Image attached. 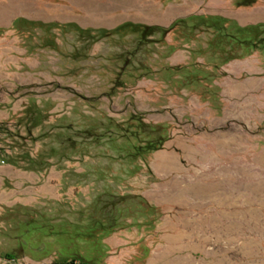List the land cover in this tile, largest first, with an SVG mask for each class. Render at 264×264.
Instances as JSON below:
<instances>
[{
	"label": "rangeland",
	"instance_id": "rangeland-1",
	"mask_svg": "<svg viewBox=\"0 0 264 264\" xmlns=\"http://www.w3.org/2000/svg\"><path fill=\"white\" fill-rule=\"evenodd\" d=\"M191 15L264 25V0H0V264H63L55 236L21 249L19 224L84 223L108 190L159 214L127 217L103 264H264V46L199 18L97 33ZM155 126L146 160L97 139Z\"/></svg>",
	"mask_w": 264,
	"mask_h": 264
},
{
	"label": "trees",
	"instance_id": "trees-1",
	"mask_svg": "<svg viewBox=\"0 0 264 264\" xmlns=\"http://www.w3.org/2000/svg\"><path fill=\"white\" fill-rule=\"evenodd\" d=\"M199 18L200 20H207L208 24L215 29L218 43L225 44L233 49L235 46L250 50L252 47L264 46V25L254 24L248 26H227V20L221 17H212L205 19L202 16L191 15L184 19L174 21L169 28H162L158 26H148L144 24H136L132 22H125L112 30L99 29L97 31L100 35H108L110 33L121 32H135L140 33L141 37L151 32L170 30L174 26L183 22L188 24L190 20ZM84 32L90 29H83ZM215 46H220L214 44ZM224 47V46H223ZM220 47H214L215 52H220ZM223 56V53H221ZM231 55L225 60H228ZM112 128V126H109ZM141 130V127H139ZM157 127H152V133H157V138H147L141 140L140 130L133 131L134 133H125L122 138L124 141L119 142L116 136L109 134L108 137L97 138L98 141L107 142L113 152L116 154L115 158L125 161H135L137 158L146 160L154 151L158 150L166 140L164 129L157 131ZM93 127L90 126L86 132H91ZM93 135L88 138H92ZM132 138L136 142L132 141ZM103 171V170H101ZM105 198L111 202L110 209L107 210V205L102 204L99 199H96L90 208H88V215L86 222H71L64 221V223H53L46 219L47 223H42L39 226H33L31 221H24L19 224L18 235L22 237L20 244L21 249L25 252L30 248L28 241L34 234L39 235V239L43 240L45 237L55 236L61 246V256L63 264H103L107 256V247L104 239L118 230L125 224L127 217L136 218L140 215L157 216L159 214L158 207L151 205L144 198L139 195L128 196L119 195L112 191H105ZM102 196V195H101ZM139 200L140 202H138ZM99 212V213H98ZM50 252L49 247H45L41 254L46 255ZM13 254L7 253V256Z\"/></svg>",
	"mask_w": 264,
	"mask_h": 264
},
{
	"label": "bare ground",
	"instance_id": "bare-ground-1",
	"mask_svg": "<svg viewBox=\"0 0 264 264\" xmlns=\"http://www.w3.org/2000/svg\"><path fill=\"white\" fill-rule=\"evenodd\" d=\"M160 166H162V167H166L167 165H166V164H164V163H162Z\"/></svg>",
	"mask_w": 264,
	"mask_h": 264
}]
</instances>
